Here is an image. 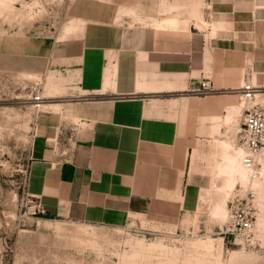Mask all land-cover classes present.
Returning a JSON list of instances; mask_svg holds the SVG:
<instances>
[{
	"label": "rangeland",
	"instance_id": "1",
	"mask_svg": "<svg viewBox=\"0 0 264 264\" xmlns=\"http://www.w3.org/2000/svg\"><path fill=\"white\" fill-rule=\"evenodd\" d=\"M223 1V7L227 1L245 10L264 7V0ZM211 2L0 0V229L5 245L0 264H264V154L254 169H247V179L234 183L220 171L226 161L218 154V141L233 145L242 159L247 105L237 90L191 93L235 97L225 112L234 109L235 116L209 139L208 157L193 169L202 188L198 207L177 224L136 218L122 227L91 226L30 211L29 166L37 156L39 116L64 115L55 137L45 143L62 161L72 148L75 126L68 114L77 97L98 91L88 86L103 85L100 92H111L120 76L139 74L141 65L144 70L156 59L187 58L173 54L189 45L196 47L197 58L211 50L208 32L213 29L199 27L203 20L218 24L210 19L215 15ZM259 16L264 19V9ZM79 47L87 48L82 60L74 65L61 60L63 51ZM247 73L245 81L262 89L256 101L264 106V87ZM218 206L225 212L218 214ZM244 212L253 220L252 232L233 233L234 219Z\"/></svg>",
	"mask_w": 264,
	"mask_h": 264
},
{
	"label": "crops",
	"instance_id": "2",
	"mask_svg": "<svg viewBox=\"0 0 264 264\" xmlns=\"http://www.w3.org/2000/svg\"><path fill=\"white\" fill-rule=\"evenodd\" d=\"M227 3L211 2L210 19L218 24L203 20L213 29L209 52L197 58L196 47L189 45L173 54L187 58L156 59L144 70L141 65L139 74L120 76L114 91L88 86L98 91L77 97L68 114L75 126L72 148L62 161L45 143L55 137L64 115L39 116L28 190L47 218L115 228L136 218L173 225L195 213L202 188L193 169L208 157L209 139L235 116L234 109L225 112L236 99L191 93L204 79L219 90L239 91L245 70L264 87V19L259 16L264 7L245 10L238 2ZM86 54L87 48L79 47L60 57L74 65ZM4 246L0 229V252Z\"/></svg>",
	"mask_w": 264,
	"mask_h": 264
},
{
	"label": "built area",
	"instance_id": "3",
	"mask_svg": "<svg viewBox=\"0 0 264 264\" xmlns=\"http://www.w3.org/2000/svg\"><path fill=\"white\" fill-rule=\"evenodd\" d=\"M216 92L212 82L204 79L201 82V87L194 93L198 96H208ZM242 94L244 103L247 105L244 130L242 134V142L240 144V152L242 155V163L248 170L254 169L260 161L261 156L264 154V106L257 103V95L262 93V89L254 86L252 81L247 78L242 89L239 90ZM35 101L37 107L40 108L42 99L37 96ZM72 135L70 141L72 140ZM32 205L30 211L33 216H45V210L41 204L33 199L29 200ZM254 224L252 218L244 212L243 216L234 219L232 227L233 233L235 231L244 235L250 234L253 230Z\"/></svg>",
	"mask_w": 264,
	"mask_h": 264
},
{
	"label": "bare ground",
	"instance_id": "4",
	"mask_svg": "<svg viewBox=\"0 0 264 264\" xmlns=\"http://www.w3.org/2000/svg\"><path fill=\"white\" fill-rule=\"evenodd\" d=\"M200 23L201 24L199 25V27L201 29H205L208 27L207 23H205V22H200ZM41 107H42V105H41ZM219 153H220V155H222L223 159L226 161V164L224 166L220 167L221 174L226 175L229 178V180H231V182H234L236 178H239L241 180L247 179V174H248L247 169L244 167V165L242 163V159L238 155L239 152L237 153L235 151L233 145L229 144L228 142H223L220 145ZM261 162H262L263 169H264V158L261 159ZM231 184H233V183H231ZM221 206L217 207V213L218 214H222L225 212V209Z\"/></svg>",
	"mask_w": 264,
	"mask_h": 264
}]
</instances>
